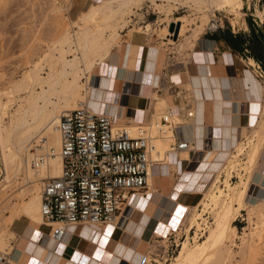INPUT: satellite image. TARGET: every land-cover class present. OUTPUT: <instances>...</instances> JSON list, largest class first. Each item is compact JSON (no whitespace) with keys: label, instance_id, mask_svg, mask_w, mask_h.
Masks as SVG:
<instances>
[{"label":"bare ground","instance_id":"bare-ground-1","mask_svg":"<svg viewBox=\"0 0 264 264\" xmlns=\"http://www.w3.org/2000/svg\"><path fill=\"white\" fill-rule=\"evenodd\" d=\"M144 1L167 19L164 28L168 35L171 34L168 26L179 22L177 33L183 34L182 43L177 47L180 52L182 48L192 44L205 23L210 28L215 25L217 20L214 18L216 15L213 10L237 12L243 6V0H97L91 2L86 11L80 12L76 20H67L60 26L57 24L61 28L58 30V36L50 41L37 60L27 66L18 79L9 81L0 89V165L3 177L0 182V205L2 204L0 208L8 210V213L0 218V254H10L14 264H21L24 251L31 253V260L40 263L58 264L61 258L56 248L61 247L64 240L61 244H56L47 234L41 238L55 243L54 248L40 246L25 234L24 251L19 249L17 252L10 241L16 235L9 229V224L14 218L25 216L30 229L38 231V226L42 224L39 212L42 179L56 177L60 172L59 133L55 127L58 116L61 112L74 109L80 104L93 109V111L90 109L92 112L97 111L102 101H94L92 71L96 68L99 71L113 55V49L119 48L120 30L125 28L134 9L142 8ZM248 1H244L245 7L249 6ZM178 6L192 10L195 16L190 18L187 15H180L170 19L171 10ZM51 8L53 13L61 18V11L65 7L59 1L52 0ZM254 16L258 22L264 21L262 11H256ZM230 21L235 24L234 19L230 18ZM186 23H190L191 26L188 28ZM153 24L148 22L138 29L149 36L153 31ZM251 62L253 63V60ZM254 85L262 100L258 119L249 127H242L243 130L238 136L233 132L227 133L233 126L224 128V139L229 137V146L224 150L227 156L218 170L208 169L202 173V187L198 190L201 194L193 205L175 204L171 210L170 202L167 205L166 209L170 211L172 219L170 222L162 219L165 225L159 224L160 229L154 237H162L157 241L164 244L169 234L177 237L183 232L185 235L179 244L178 253L167 264H245L257 260L259 251L264 248V196L255 205L246 203L247 197L250 196L253 176L258 171L260 162L264 161V82ZM174 110L170 109V120L179 125ZM189 113L190 116H195V112ZM121 125H116L113 119V126ZM186 125L194 126L193 123ZM162 128L165 132L161 135H157L152 127L150 129V134L154 136L151 139L153 148L150 154L164 161L167 159L166 152L173 137L171 130L166 129L167 126L164 125ZM127 129L129 135H137L134 125H128ZM220 141L223 145V140ZM188 147L196 146L189 143ZM223 147L224 145L220 148ZM40 155L43 162L35 168L32 167V161ZM204 159L207 161L208 157ZM151 176V173L147 176L145 189L138 192L134 196L135 200L133 198L127 205L134 200L133 203L128 208L127 205L122 207L121 214L119 213L113 222L102 225L123 228L129 221L138 223L133 233H124L123 240H118L112 252L116 257L113 264H118L119 260L130 261L133 264H151L149 262L151 258L146 254L147 249L144 250L145 241L141 251H134L133 258H127L125 255L131 249L130 241L140 240L139 232L155 207L147 200L148 195L153 194L148 189L151 185ZM231 177L237 180L231 182ZM167 210L165 211L168 212ZM239 211H246L244 219L248 225L240 234L233 224ZM236 237L240 240L239 250L235 253L239 257L238 260L234 259L235 254L231 249L234 245L233 239ZM122 247L125 248L124 256L118 254ZM13 252L17 256H14ZM96 263L91 258L87 261V264Z\"/></svg>","mask_w":264,"mask_h":264},{"label":"crops","instance_id":"crops-1","mask_svg":"<svg viewBox=\"0 0 264 264\" xmlns=\"http://www.w3.org/2000/svg\"><path fill=\"white\" fill-rule=\"evenodd\" d=\"M89 2L83 0L76 4L71 1L70 9L76 14ZM230 18L235 24L228 21L229 26L217 24L212 31L199 32L192 44L181 52L175 48L176 42L170 43L171 37L156 36L155 32L149 36L142 31L128 33L124 28L120 30L123 49L121 46L113 49L107 63L99 71L96 68V74L92 75V78L95 75L94 84L92 82L94 101H102L96 112L110 115L116 125H134L150 117L157 119L166 109L174 108L179 125L174 126L172 137L196 146L175 153L167 151V159L154 167L148 188L154 195H148L147 200L155 207L139 232L140 240L130 241L132 250L125 254L127 258H133L134 251H141L143 241L159 231V224L165 225L163 220L171 221L170 211L166 209L169 202L171 210L175 204L191 206L200 197L202 173L214 169L220 154L229 146V137L224 139V128L233 126L227 133L238 136L242 127H249L259 117L262 100L254 83L264 82V27L253 17L244 24L241 17ZM239 20L241 25L238 26ZM240 33L241 38L235 36ZM188 111L195 112V116L187 117ZM190 123L194 126L186 125ZM220 140L225 143L223 148H220L223 146ZM204 157H208L207 161ZM191 197L194 200L189 202ZM136 225L138 223L129 221L123 228L116 225L71 226L61 247L56 248L61 256L58 264H87L90 258L96 264H113L116 257L112 252L118 240H123L124 233H133ZM9 229L19 238L14 242L15 250L20 248L19 240L25 234L40 246L55 247L52 241L41 238L48 234V227L43 231L38 226V231L34 232L22 216L14 218ZM124 252L122 247L118 254L124 256ZM21 258L25 261L21 264H46L31 260L32 255L27 251ZM117 263L133 264L121 260Z\"/></svg>","mask_w":264,"mask_h":264},{"label":"built area","instance_id":"built-area-1","mask_svg":"<svg viewBox=\"0 0 264 264\" xmlns=\"http://www.w3.org/2000/svg\"><path fill=\"white\" fill-rule=\"evenodd\" d=\"M190 115L188 111L186 116ZM170 116L166 109L157 119L134 122L137 135L131 136L127 123L113 126L110 115L92 112L84 104L60 113L55 126L60 172L42 179L39 202L42 224L49 228L47 235L53 242L61 244L71 226L113 222L122 207L145 189L147 176L162 161L150 154L154 138L150 129L161 135L165 125L172 133L177 124ZM188 144L173 138L168 153L192 150ZM41 162L42 155L32 161V167ZM0 264H14L10 254H0Z\"/></svg>","mask_w":264,"mask_h":264},{"label":"rangeland","instance_id":"rangeland-1","mask_svg":"<svg viewBox=\"0 0 264 264\" xmlns=\"http://www.w3.org/2000/svg\"><path fill=\"white\" fill-rule=\"evenodd\" d=\"M56 1H59L61 5L65 7V9L61 11L63 19L62 16L61 18L58 17V15L56 16V13H53V11L51 10L52 0H0V89H2L3 86L5 87V85L9 81L18 79L21 74L26 70L27 66H29L33 61L37 60V57L43 53V51L47 48L46 46L50 44V41L55 39L56 36H58L57 34H59V31L61 30V28H59L58 26H60L61 23H66L67 20H76L78 15H80L79 13L86 11L88 8V4L92 2L91 0H87V2L90 1L87 6L84 9L79 10L75 14V10L73 9L72 11V9H70L71 1H74L76 4H81L83 0ZM244 1L245 0H243V6L240 7L237 12L228 13V11L220 12L218 10H213L212 12H214L216 15V17L214 18H216L217 20L215 25L222 24L223 26H229L228 21L231 22L230 17H234L236 19L241 17V21L244 24V22H246L248 18H256L254 16V13H256V11L258 10L262 11V9L264 17V0H249L248 7H245ZM249 12H252L253 15H251ZM233 13L235 14L233 15ZM180 15H187L190 18L195 16L192 10H187L185 7L178 6V8H173L171 10L169 18L173 19L174 17ZM209 17V19H211L212 15L210 14ZM56 18H59V21ZM162 18H164V15L157 13L156 9H154L153 6H151L147 1H144L140 10L134 9L132 15H130V19H128L129 21L126 24L127 26L125 25V28L127 31L131 29L130 32L141 31L140 29H138L140 26L148 22H153L154 24L152 26V32H155L156 36H166V38H173L172 32L170 35H168L164 28L167 23V19ZM241 21L239 20V23L236 25H241ZM190 23L193 24L192 22ZM190 23H186V26H188V28L191 26ZM257 23L261 24L264 27V21L262 23L257 21ZM216 28L217 26H211V29H206L205 23L203 25V30L201 31H212ZM182 40L183 34L178 32L177 37L173 38V42L171 41L170 43L174 44L176 42L175 48L177 49ZM118 42L120 47V45L122 44L120 36ZM93 73L96 74L95 69L92 71V74ZM91 79L94 84L95 75L93 76V78L91 76ZM30 150L33 151V149ZM226 156L227 153L220 154L219 159L216 162L217 165H215L213 171L218 170ZM2 179L3 177L0 165V182L2 181ZM236 180L237 179L235 177H231L230 179L231 182H235ZM249 194L250 196H248L246 199L247 205L257 204L258 200H260L264 196V162H261L258 167V173H256L253 178ZM10 200L14 201L13 198H10ZM193 200L194 198L191 197L189 202ZM1 208L0 218L3 217L4 214L8 213L7 209L3 210ZM22 217L23 219H26V221H28L25 216ZM244 218H246V211H239V215H237L235 220L233 221V224L237 227L236 229L238 234L241 233L243 228H248L247 221ZM122 223L123 222L121 220L120 224ZM39 228L44 231L47 227L43 224H40ZM165 233L167 234V232ZM116 234L117 232L114 233V236H116ZM190 235L192 236L193 233H191ZM184 237L185 235L183 234V232H180L177 237H175L174 234H169L168 240L164 244L157 241L160 240L162 237H150L148 240L145 241L144 245V250L147 249L146 254L149 255L151 258L149 262L151 264L169 263L173 259V257H175L178 253L179 244L183 241ZM18 239L19 238L17 237L11 238V244H14V242ZM25 241L26 239L21 236L19 240L20 248H22L21 245L25 247ZM233 244L234 245L231 246V249L235 254L239 250L238 245L240 244V240L238 239V237L233 239ZM19 249H17L16 251L18 252ZM260 251L257 255V260L254 259L251 261V263L249 261L245 262V264H264V248ZM234 259L238 260L239 257L235 254ZM22 261H24L23 258L20 260V262H25ZM232 262L234 263V260Z\"/></svg>","mask_w":264,"mask_h":264},{"label":"water","instance_id":"water-1","mask_svg":"<svg viewBox=\"0 0 264 264\" xmlns=\"http://www.w3.org/2000/svg\"><path fill=\"white\" fill-rule=\"evenodd\" d=\"M178 24L179 22H176L175 24L169 25L168 29L172 32V37L176 38L177 30H178Z\"/></svg>","mask_w":264,"mask_h":264},{"label":"trees","instance_id":"trees-1","mask_svg":"<svg viewBox=\"0 0 264 264\" xmlns=\"http://www.w3.org/2000/svg\"><path fill=\"white\" fill-rule=\"evenodd\" d=\"M235 36H237V37L241 38V37H240V36H241V33L239 34V36H238V35H235Z\"/></svg>","mask_w":264,"mask_h":264},{"label":"snow or ice","instance_id":"snow-or-ice-1","mask_svg":"<svg viewBox=\"0 0 264 264\" xmlns=\"http://www.w3.org/2000/svg\"><path fill=\"white\" fill-rule=\"evenodd\" d=\"M109 231H110V229H109Z\"/></svg>","mask_w":264,"mask_h":264}]
</instances>
